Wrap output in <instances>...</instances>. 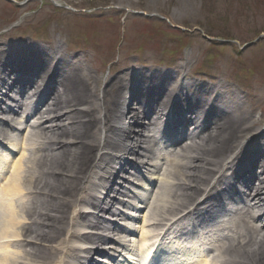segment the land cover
<instances>
[{
    "label": "bare ground",
    "instance_id": "bare-ground-1",
    "mask_svg": "<svg viewBox=\"0 0 264 264\" xmlns=\"http://www.w3.org/2000/svg\"><path fill=\"white\" fill-rule=\"evenodd\" d=\"M21 42L0 48V67L13 75L6 82L5 101L14 104L17 110L15 112L10 104L8 107H0V115L6 114L7 121L11 123L17 113H24L26 117L21 123L26 124L25 133L28 128L33 133H24L27 144L21 151L17 150L16 159L11 164L13 172L9 177H3V183L0 184V208L13 212L14 203L23 200L21 194L25 193L26 188L22 186L29 182L27 195L31 201L26 212L28 221L20 226V230L26 233L30 226H41L45 236L38 233L36 238H32L42 241V245L35 249L34 245L26 244L25 239L21 240L20 243L32 249L24 251L22 258L14 252L17 241H11L12 245L5 246L0 243V264H43L42 260L48 262L51 256L55 257V261L48 264H71L72 255L73 260L81 261L88 256L86 264H97L95 256H106L105 249L100 247L103 244H116L114 238L107 237L118 234L125 237L124 243L137 239L139 254H146L152 241L167 226L166 223L185 212L187 205L202 192L203 186L210 179L208 177L214 175L218 166L224 162V153L231 147L236 148L231 144L238 140L241 133L255 125L248 118L249 114L241 109L238 100L223 101L216 89L219 86L207 89L195 83L170 85L174 78L172 75L161 76L155 84L146 85L157 76L141 72H123L114 78L103 79L81 67L80 60L69 56L60 57V45L52 51H44L33 47L30 41ZM16 89L22 91L18 96L14 92ZM162 91L167 93L164 101H160L158 96ZM171 92L179 95L175 99L173 118L185 122L189 129L188 132L177 131L178 136L170 140L173 145L183 140L181 148L173 150L172 146L167 157L168 166L158 177L148 180L155 182L148 199L143 202L144 193L133 206L129 205L132 212L129 220H136L134 217L142 214L138 217L141 221L138 227L140 234L134 236L109 219L124 216L115 213L114 206L119 202L118 197L131 198L125 188V185L130 184L127 178L121 176L127 175L126 172L132 168L142 174L141 171L146 167L153 166L148 161V154L152 144L158 140V129L168 122L164 111L170 103ZM193 95L197 97L190 102V96ZM121 99L123 108H129V116L119 136V143L114 147L111 139L113 130L108 121L112 106ZM32 108L33 114L28 117L26 111ZM174 123L171 122V125ZM175 127H171L168 137H174ZM144 132H149L150 136H143ZM3 134L0 131V139L4 140ZM257 139L259 145L246 151L251 140L239 142V154L234 150L230 152L235 153V158L232 156V161L227 164L226 171L229 174H218L215 178L216 184L212 186L216 197L230 191L234 199L230 198L225 218L214 222L199 221L202 233L217 235L210 240L209 249L195 259H191L187 253L189 256H184L185 262L175 264H264V136L260 135L254 140ZM99 147L111 148L116 153L98 155L94 173L97 180L88 181L84 177L87 172L86 163L92 152ZM141 148L144 150L141 151ZM0 161H7V157L3 156ZM235 161L237 164H232ZM239 164V169L232 168ZM27 168L29 172H25ZM27 173L29 180L25 177ZM85 180L88 182L86 187L81 185ZM117 181H122V184ZM76 187L82 190L77 202L80 200L81 203L91 204L94 211L103 213L108 219L102 220L97 214L79 212L70 218L63 217L64 207L70 204L69 197L75 198L77 194ZM155 187L158 188L154 192ZM238 196L243 197L242 200ZM213 202L208 199L193 207L194 216L198 209L206 208L204 212H207ZM190 214L173 222L163 236H180L187 227L186 221ZM12 218L6 221L10 222ZM15 221L14 224L10 223V227L21 224V221ZM84 229L102 233L90 235L82 233ZM0 232V242L3 238L12 237L2 222ZM61 232L66 234L65 237L71 233L70 241L67 243L60 238L59 246H53L59 235H62ZM13 237L22 238V235ZM80 238L87 241L89 246L83 250L74 248V251L67 252L70 242H81ZM126 245L132 246L129 243ZM92 246L94 249H91ZM121 254L118 255L119 259H123L125 252ZM132 261L135 264V259Z\"/></svg>",
    "mask_w": 264,
    "mask_h": 264
},
{
    "label": "rangeland",
    "instance_id": "rangeland-1",
    "mask_svg": "<svg viewBox=\"0 0 264 264\" xmlns=\"http://www.w3.org/2000/svg\"><path fill=\"white\" fill-rule=\"evenodd\" d=\"M58 3L62 6L31 0L26 6L15 8L0 0V46L17 44L21 38L33 39L30 41L38 47L42 42L52 46L59 39L63 52L65 43L71 52L86 50L92 71H100L104 78L134 69L137 60L146 68L167 63L174 72L182 68L190 82L209 88L226 86L230 99L239 97L241 109L249 114L253 124L260 121L249 135L264 130V38L255 42L257 36L264 35V0ZM70 6L77 8L78 14L69 11ZM212 38L216 40L209 41ZM47 47L44 48L48 50ZM91 52L100 56L103 63L110 62L109 67L100 64ZM158 59L161 62L155 61Z\"/></svg>",
    "mask_w": 264,
    "mask_h": 264
}]
</instances>
